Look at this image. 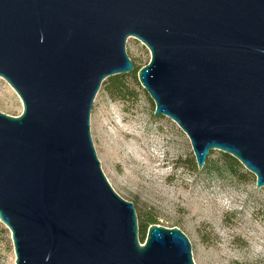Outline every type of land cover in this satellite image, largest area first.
<instances>
[{"label": "water", "instance_id": "obj_1", "mask_svg": "<svg viewBox=\"0 0 264 264\" xmlns=\"http://www.w3.org/2000/svg\"><path fill=\"white\" fill-rule=\"evenodd\" d=\"M189 137L199 169L219 150L264 188V0H0V77L23 103L0 112V221L15 264H195L179 228L139 239L91 135L110 77L134 72Z\"/></svg>", "mask_w": 264, "mask_h": 264}, {"label": "rangeland", "instance_id": "obj_2", "mask_svg": "<svg viewBox=\"0 0 264 264\" xmlns=\"http://www.w3.org/2000/svg\"><path fill=\"white\" fill-rule=\"evenodd\" d=\"M126 47L134 66L150 62V51L138 39L129 38ZM128 83L134 94L127 102L113 100L101 87L90 129L102 170L134 204L138 226L150 214L160 226L179 228L195 264H264V188H257L256 176L242 164L227 167L219 150L209 153L206 169L194 171L189 137L173 120L155 114L139 80L128 77ZM0 112H23L20 97L1 77ZM140 236L139 226L141 242ZM15 261L11 231L0 221V264Z\"/></svg>", "mask_w": 264, "mask_h": 264}, {"label": "trees", "instance_id": "obj_3", "mask_svg": "<svg viewBox=\"0 0 264 264\" xmlns=\"http://www.w3.org/2000/svg\"><path fill=\"white\" fill-rule=\"evenodd\" d=\"M141 68L143 67L135 66L134 72L130 75H119V76L110 77L104 81L102 87L104 88L105 92H107L113 100L127 102L128 100L132 98L134 94L132 90L130 89V85L128 83V77H132L136 81L139 80L138 72ZM223 158H224V163L227 167L228 166L241 167V163L235 158H233L232 156L223 153ZM207 166L208 164L205 163L203 169H206ZM191 168L194 171L200 170L198 168L196 159L195 160L193 159L191 161ZM154 224H158V220L156 216L154 215L146 214L141 218L140 223H139L140 233H141V236H140L141 243L142 242L144 243L146 232L148 231L149 227Z\"/></svg>", "mask_w": 264, "mask_h": 264}]
</instances>
